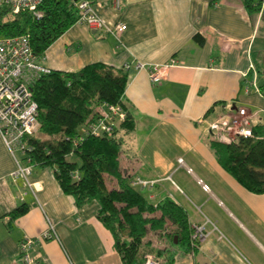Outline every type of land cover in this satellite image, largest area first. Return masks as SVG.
I'll return each mask as SVG.
<instances>
[{"label": "crops", "instance_id": "1", "mask_svg": "<svg viewBox=\"0 0 264 264\" xmlns=\"http://www.w3.org/2000/svg\"><path fill=\"white\" fill-rule=\"evenodd\" d=\"M121 1L118 9L113 0H92L109 26L127 25L119 37L76 23L47 49L44 62L62 71L95 62L115 69L130 64L124 102L134 124L126 129L122 121L116 130L122 167L133 181L156 180L135 186L154 205L173 201L192 231L204 225L207 234L194 248L190 239L151 231L149 252L163 264H264V192L250 191L224 168L209 128L240 106L253 114L252 129L264 128V0ZM172 58L177 63L160 83L147 68H136ZM16 155L27 163L22 152ZM16 167L0 134V264H27L20 242L36 238L49 220L59 240H36L30 249L35 264H123L97 217L96 200L79 208L53 166L33 162L35 187L11 175ZM21 205L28 211L13 219L10 213ZM167 225V232L176 228Z\"/></svg>", "mask_w": 264, "mask_h": 264}, {"label": "trees", "instance_id": "2", "mask_svg": "<svg viewBox=\"0 0 264 264\" xmlns=\"http://www.w3.org/2000/svg\"><path fill=\"white\" fill-rule=\"evenodd\" d=\"M246 4L249 6L248 1ZM39 8L44 14L41 18L29 10L14 12L0 7V37L28 34L34 52L41 57L80 16L73 0H44ZM262 68L264 72V56ZM127 82L128 73L123 68L103 62L87 64L77 71L53 69L43 74L33 86L42 135H26L24 140L32 147V162L55 167L60 187L74 197L79 208L94 200L99 203L97 217L111 231L123 264H144L148 253L161 261L147 249L151 231L170 235L175 241H192L187 213L171 200L154 205L136 188L122 167L123 140L117 131L112 136L87 135L75 144L104 102L122 104L127 111L122 126L133 127L124 102ZM252 132V136H240L233 143L212 138L211 145L232 176L250 191L263 193L264 128ZM74 155L80 163L69 158ZM27 211L28 206L21 205L10 214L15 219ZM168 221L176 227L170 232L166 231Z\"/></svg>", "mask_w": 264, "mask_h": 264}, {"label": "built area", "instance_id": "3", "mask_svg": "<svg viewBox=\"0 0 264 264\" xmlns=\"http://www.w3.org/2000/svg\"><path fill=\"white\" fill-rule=\"evenodd\" d=\"M44 0H0V7H9L14 12L29 10L37 18L43 17V11L39 8ZM79 12L77 23L86 24L93 29L106 30L115 36L126 30L127 25L122 22L109 26L105 20L97 14L92 0H73ZM114 5L121 8V0H113ZM45 54L38 57L34 52L28 34L10 35L0 37V134L14 155L17 167L11 172L13 177H21L27 185L35 187L29 179L32 170V159L29 151L32 149L24 137L34 135L39 128V104L34 98L33 86L37 79L43 74L51 73L53 68L44 62ZM172 58L170 61L146 66L138 62L136 68H147L152 82L160 83L168 73L170 67L176 64ZM121 68L127 71L130 64L125 63ZM97 116L83 127L78 141H82L87 135L112 136L119 123L126 120L127 111L122 104L104 102L96 108ZM253 114L244 106H240L236 111L232 110L227 115H222L210 124V134L212 138L233 143L240 136H252L250 126ZM20 151L26 156L27 163H22L16 153ZM179 162L184 164V160L179 158ZM192 171L191 168H188ZM134 185L152 186L156 180H145L137 178ZM198 183L205 191L209 185L202 179ZM204 225H196L192 234V247L206 237ZM59 240L54 223L49 220L48 226L36 238L26 236L20 242V252L27 264H35L30 256V249L36 240ZM144 264H161V261L151 253L145 255Z\"/></svg>", "mask_w": 264, "mask_h": 264}, {"label": "rangeland", "instance_id": "4", "mask_svg": "<svg viewBox=\"0 0 264 264\" xmlns=\"http://www.w3.org/2000/svg\"><path fill=\"white\" fill-rule=\"evenodd\" d=\"M36 135L37 136H41L42 134H41V132L38 130V132L36 133ZM71 160H76V161H78V163H80V161H79V158L77 157V156H70L69 157ZM113 184L112 183H110V186H112ZM144 191V190H143ZM146 255V254H145ZM144 258H145V256H144Z\"/></svg>", "mask_w": 264, "mask_h": 264}]
</instances>
